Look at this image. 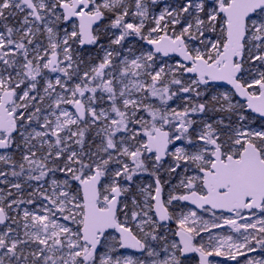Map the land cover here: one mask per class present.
<instances>
[{
  "label": "snow or ice",
  "instance_id": "snow-or-ice-1",
  "mask_svg": "<svg viewBox=\"0 0 264 264\" xmlns=\"http://www.w3.org/2000/svg\"><path fill=\"white\" fill-rule=\"evenodd\" d=\"M0 264H264V0H0Z\"/></svg>",
  "mask_w": 264,
  "mask_h": 264
}]
</instances>
